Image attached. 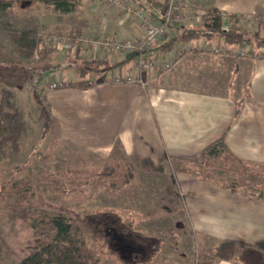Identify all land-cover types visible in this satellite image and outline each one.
I'll return each instance as SVG.
<instances>
[{
  "label": "crops",
  "instance_id": "0c3cea01",
  "mask_svg": "<svg viewBox=\"0 0 264 264\" xmlns=\"http://www.w3.org/2000/svg\"><path fill=\"white\" fill-rule=\"evenodd\" d=\"M188 1L196 10L214 6L226 11L230 15L228 26L240 31H246L247 27L242 15L264 13V0ZM154 2L161 7L168 0ZM88 12L85 26L77 28L84 35L81 39L139 37L144 32L140 19L101 0H90ZM201 24L202 18L195 17L172 24L159 43L176 39L184 28ZM197 38L199 41L189 44L196 47L177 58L167 71H144V85L105 80L111 73L134 75L135 60H132L92 73L94 84L87 88L68 85L42 89L49 111L46 133L52 142L56 139L65 151L97 161L100 167L104 160L117 157L135 174L134 181L110 203L112 207L125 209L132 219L128 233L131 251L121 254L123 264H195L199 251L206 252L221 240L250 244L264 241V191L234 189L227 183L218 185L205 177L183 172L173 174L169 166L170 155L200 159L203 149L220 137L248 167L264 166V53L245 50L241 55L239 47H225L219 54L207 53L200 49L205 40L224 42L216 37ZM74 50L70 51L72 55ZM76 50L79 56L82 54L81 59L102 57L101 53L90 57L82 44ZM154 51L164 55L167 50ZM128 54L129 51H115L105 57H114L115 62ZM74 56L71 58H77ZM77 79L78 75L72 80H62L70 83ZM13 84L15 81L7 82L0 77V136L6 130L20 132L25 117L20 111L14 113L10 108L6 111V104L9 107L12 95L17 93L7 92L1 85ZM40 114L44 117L41 110ZM15 148L19 150L21 146L16 144ZM133 155L150 157L163 163L166 170L143 171ZM163 206L172 210L165 212ZM247 250L251 259L247 264L261 259L253 248ZM14 261L6 258L0 264ZM215 264L237 263L220 259Z\"/></svg>",
  "mask_w": 264,
  "mask_h": 264
},
{
  "label": "rangeland",
  "instance_id": "374dc122",
  "mask_svg": "<svg viewBox=\"0 0 264 264\" xmlns=\"http://www.w3.org/2000/svg\"><path fill=\"white\" fill-rule=\"evenodd\" d=\"M8 1L11 2V5L4 7L2 3ZM71 1L74 2L73 10L64 12L57 10L49 0H0V62L24 64L26 66L45 61L58 64V67L48 69L43 73L40 78L42 83L60 78L66 80L77 78L74 68L79 61L73 62L71 56L75 55L77 57L75 59L82 60V54L79 56V51L76 50L78 46L74 50V55H72L70 53L71 48L60 49L53 42L54 35L84 37L82 33L79 34L77 28L80 25L85 26L84 17L88 16L90 0ZM263 14H260L261 22L258 27H255L250 21L244 20L245 14L242 15L247 26L246 32L250 37L249 41L240 44L220 43L219 45L223 48L239 47L247 52L258 51L264 53V45L258 46L256 42L257 39L264 38ZM169 27H167V30ZM228 28L233 29V26L230 27L229 25ZM98 37L100 36H88L87 38L94 39ZM196 41H199V39L195 38L187 43L193 44ZM205 41L208 42L209 40ZM179 43L181 45L182 42ZM168 51H172V49ZM156 53V51L148 52L146 55L154 57ZM113 58L109 57V60L112 62ZM91 75L92 73H88L87 77ZM0 77L5 78L7 82L15 81L16 83L10 86L1 85V87L7 88V92L14 90L17 93L12 95L13 97L11 96V105L8 107L6 104V111L10 108L12 112L20 111L25 116L22 120L20 132L14 133L6 130L3 136H0V185L7 183L9 180H11L10 183H15L19 187L23 185L20 189L30 195L28 203L31 204L29 208L19 206L16 197L21 191L17 188L7 189V198L0 202V258L2 256L0 261L11 258L16 263L18 257L23 256L33 244L42 217L56 214V211L52 208L40 206L41 203L70 204L68 197H72L75 193L65 194L63 189H71V192L73 189L74 191L83 190L76 194V200L72 202L74 206L89 211L101 212L100 214L106 213V209H113L124 213L125 216H130L125 209L110 206L111 199L121 195L122 188L128 184L120 188L115 195L108 194L104 186H97L96 184V175L101 168L97 161L92 162L88 158L79 155L74 156L72 152L61 148L56 139L52 142L51 136L46 133L47 118L41 116V106L37 103L33 94V88H35L48 111L42 88L34 85L35 80L33 78L36 76L25 74L18 68H6L5 71L0 70ZM18 83L19 85H17ZM13 100L20 104H16V101L12 103ZM11 126L16 129L13 125ZM18 140L21 142L18 143ZM16 144L21 146L19 150L15 148ZM2 157L5 158L2 159ZM223 159L220 157L219 165H222ZM229 164L237 166L238 163L231 160ZM219 165H213L214 167L205 165L202 169H199L204 175L214 174L217 179H212L210 176L205 178L216 182L215 184L226 186L227 183L234 189H252L253 187L255 190L261 188L264 191V185L262 184L264 181V166L251 164L245 174H239L238 172H227ZM110 214L113 216L110 217L117 220V224L120 223L114 213ZM24 216H29L28 223H26ZM99 216L103 217L104 215H98V219H100ZM106 232L109 243L105 249L106 259L104 264H123L122 259L117 262L111 256L116 251H119L120 254L127 252L124 249L127 248L128 244L131 245V236L125 235V243L121 237L119 238L113 234L114 229L109 228ZM88 242L92 244L91 240H88Z\"/></svg>",
  "mask_w": 264,
  "mask_h": 264
},
{
  "label": "trees",
  "instance_id": "16d2710c",
  "mask_svg": "<svg viewBox=\"0 0 264 264\" xmlns=\"http://www.w3.org/2000/svg\"><path fill=\"white\" fill-rule=\"evenodd\" d=\"M49 2H52L57 10L64 12L72 11L74 8V2L71 0H49ZM2 5L7 7L11 5V2H4ZM157 6L158 3L153 0L152 8ZM147 9L148 12H153V9ZM232 16L233 15H231V17ZM223 24L224 20L221 17L220 10L217 7L209 6L205 9V13L202 15L201 26L184 28L178 38L159 43L155 48L149 51V53H152L154 50L164 51L172 49L177 42H189L199 36H207L210 39L216 37L226 44H240L244 41L250 40L246 31H240L234 28L224 29ZM175 40L178 41L174 43ZM256 42L258 46L264 45V38L257 39ZM137 54V51H129L126 58L115 62H111L108 58L103 56L82 60L72 58L71 60H73V62L79 61L74 68L78 75V79L70 82L69 85L87 88L94 84L87 78L88 73H98L105 69H113L120 65H124L128 61L135 60ZM55 67H58V64L51 61H45L31 66L0 62V68H18L25 74L36 76L39 81L46 70ZM34 85L36 87L37 83H34ZM33 91L37 103L41 106L43 116L48 120L49 112L44 106L35 88H33ZM220 157L224 158L222 165L218 164V161L220 162ZM132 158L143 171L163 173L166 170V166L163 163H156L150 157H138L137 155H133ZM231 160L239 165H230L229 163ZM168 162L173 174L183 172L206 178H209L210 176L212 179H217V177L214 174L204 175L200 172V169L205 165L211 167H214L213 165H219L227 172H239L240 174H245L248 170L246 162L235 156L227 147L224 137H220L207 145L203 149L200 159L170 155ZM134 178L135 175L127 163L117 157H111L103 161V164L96 175V184L97 186H104L105 191L108 194L115 195L120 188L131 183ZM10 182L11 180L0 185V202L7 198L6 191L8 188H17L21 191L16 197L17 204L29 208L31 206V204L28 203V197L30 195H27L25 191L20 189L23 185H20L19 187L17 184ZM262 184L264 185V181ZM252 189L254 188L252 187ZM258 189L262 190L261 188ZM81 191H74L73 189L71 192V189H63L65 194L70 195L75 193L72 197H68L69 205L52 204L47 202L40 204V206L52 208L56 211V214L54 216L44 215L42 217L39 222V229L35 233L36 238L34 239L33 244L15 264H104V260L106 259L105 249L109 243L106 237V231L109 228L114 229L113 234L119 238L121 237L125 242V235H129V229L132 226L131 217L125 216L124 213L114 211L113 209H106L105 211L109 213L106 212L100 214L101 212L89 211L74 206L72 202L76 200V194H79ZM27 192H29V190H27ZM171 210L172 208L163 206V211L166 212ZM110 213H114L115 216L122 219L121 222L117 224V220L113 219V216ZM98 215L104 216H99L100 219H98ZM24 218L26 223H28L29 216H24ZM88 240H91L92 244H89ZM249 248H253L261 255V259L254 264H264V241L250 244L231 239L221 240L212 249L206 252H199L195 264H215L220 259H228L237 264H247L251 260L248 259L247 249ZM130 249L131 245L128 244L127 248L124 249L127 252L124 254L129 253L131 251ZM111 258H113L114 261H120L122 255L119 251H116L112 253ZM250 264H252V262Z\"/></svg>",
  "mask_w": 264,
  "mask_h": 264
},
{
  "label": "built area",
  "instance_id": "2783aa9c",
  "mask_svg": "<svg viewBox=\"0 0 264 264\" xmlns=\"http://www.w3.org/2000/svg\"><path fill=\"white\" fill-rule=\"evenodd\" d=\"M109 7H116L123 13H126L134 18L140 19L144 32L139 37H123L120 39H111L105 36H100L94 39H81L78 36L72 35H54V43L60 48H71L74 50L80 44L84 45L93 57L102 54L103 57L115 51H137L135 58V73L134 75L122 76L121 73H111L106 75V81L109 83H124L137 82L144 85L143 72L149 68L155 72H165L171 68L175 60L182 57L187 51L196 46L189 44H181L177 48H172V51L156 53L154 57L146 55L149 51L155 48L162 37L167 33V27L176 24L184 23L191 17L202 18L205 11L193 8L188 0H168L166 5L161 7L153 6V0H101ZM147 8L153 9V12H148ZM221 17L224 20L223 27L228 29L230 22V15L220 10ZM244 20L250 21L255 27H258L261 22L260 15L257 13H246ZM210 42V43H209ZM220 43L202 44L200 49L207 53L219 54L225 51ZM245 49L240 48L239 53L245 54ZM37 86L42 89H58L66 87L69 83L62 79L49 80L45 83L39 81L36 77L33 78ZM91 82L94 81V75L89 78Z\"/></svg>",
  "mask_w": 264,
  "mask_h": 264
}]
</instances>
